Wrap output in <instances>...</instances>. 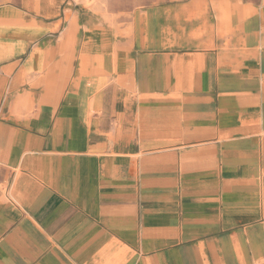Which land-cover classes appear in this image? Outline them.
Here are the masks:
<instances>
[{
  "label": "crops",
  "instance_id": "crops-1",
  "mask_svg": "<svg viewBox=\"0 0 264 264\" xmlns=\"http://www.w3.org/2000/svg\"><path fill=\"white\" fill-rule=\"evenodd\" d=\"M0 264H264V0H0Z\"/></svg>",
  "mask_w": 264,
  "mask_h": 264
},
{
  "label": "rangeland",
  "instance_id": "rangeland-1",
  "mask_svg": "<svg viewBox=\"0 0 264 264\" xmlns=\"http://www.w3.org/2000/svg\"><path fill=\"white\" fill-rule=\"evenodd\" d=\"M96 1V0H92ZM156 0H106V4L113 10L130 9L135 6H147Z\"/></svg>",
  "mask_w": 264,
  "mask_h": 264
}]
</instances>
